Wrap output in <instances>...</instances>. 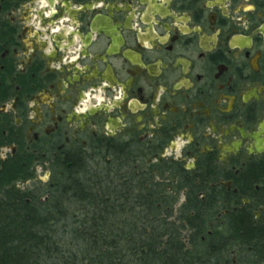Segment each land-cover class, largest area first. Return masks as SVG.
Listing matches in <instances>:
<instances>
[{"label": "flooded vegetation", "instance_id": "flooded-vegetation-1", "mask_svg": "<svg viewBox=\"0 0 264 264\" xmlns=\"http://www.w3.org/2000/svg\"><path fill=\"white\" fill-rule=\"evenodd\" d=\"M263 29L264 0H0V173L82 160L122 207L157 175L197 264H264Z\"/></svg>", "mask_w": 264, "mask_h": 264}, {"label": "trees", "instance_id": "trees-1", "mask_svg": "<svg viewBox=\"0 0 264 264\" xmlns=\"http://www.w3.org/2000/svg\"><path fill=\"white\" fill-rule=\"evenodd\" d=\"M23 174L13 164L0 173V264H197L200 259L186 244L198 246L201 237L192 234L187 243L182 231L184 224L194 229L202 222L172 220V211L166 212L176 205L178 186L168 191L162 184L140 183V203L122 207L101 203L105 185L88 181L82 160L60 170L52 188L10 189ZM159 197L165 199L161 207L141 203Z\"/></svg>", "mask_w": 264, "mask_h": 264}, {"label": "rangeland", "instance_id": "rangeland-1", "mask_svg": "<svg viewBox=\"0 0 264 264\" xmlns=\"http://www.w3.org/2000/svg\"><path fill=\"white\" fill-rule=\"evenodd\" d=\"M6 154V151H2L0 153V157H2L3 155ZM46 171H43L38 168L35 172L34 175V179L28 181V180H20L17 181L16 183H13L10 186V189H14L17 190L19 192L25 193V192H35L36 189H46L49 183V180L47 179V175H46ZM155 179L154 182L156 183H160L163 180H161L160 177H157V175H155L154 177ZM51 188V187H50ZM44 199V197H43ZM181 202L178 204L181 205V203L183 202V194L181 195ZM178 207L175 209V212L172 214V220H176L179 217V213H178ZM183 235L186 237V242L188 243V238L191 235L190 231L186 228L185 230L182 231Z\"/></svg>", "mask_w": 264, "mask_h": 264}, {"label": "water", "instance_id": "water-1", "mask_svg": "<svg viewBox=\"0 0 264 264\" xmlns=\"http://www.w3.org/2000/svg\"><path fill=\"white\" fill-rule=\"evenodd\" d=\"M263 31H264V29H263Z\"/></svg>", "mask_w": 264, "mask_h": 264}]
</instances>
